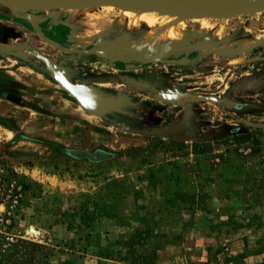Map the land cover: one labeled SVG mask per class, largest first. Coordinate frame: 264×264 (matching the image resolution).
I'll return each instance as SVG.
<instances>
[{
	"label": "rangeland",
	"instance_id": "374dc122",
	"mask_svg": "<svg viewBox=\"0 0 264 264\" xmlns=\"http://www.w3.org/2000/svg\"><path fill=\"white\" fill-rule=\"evenodd\" d=\"M22 13L39 27L65 21L70 46L97 53L50 45L0 4V264H264V10L157 26L101 5ZM40 55L118 109L85 111ZM180 55L192 61H164ZM108 61L138 64L130 73L179 102L127 84ZM223 127L253 136L216 140ZM154 128L165 133L141 132ZM97 149L114 157L72 152Z\"/></svg>",
	"mask_w": 264,
	"mask_h": 264
},
{
	"label": "water",
	"instance_id": "95a60500",
	"mask_svg": "<svg viewBox=\"0 0 264 264\" xmlns=\"http://www.w3.org/2000/svg\"><path fill=\"white\" fill-rule=\"evenodd\" d=\"M106 1L137 2L139 4H145L156 9L163 8L168 4L183 1L192 7L191 16L193 15L194 17H231L236 16L237 14L240 15L254 12L256 10H264V0H0V4L8 8L14 17L23 19L29 23L33 30H35V32L50 45L67 52L90 54L92 52L97 53V51H94L93 48L87 49L86 47H78L76 45L65 46L53 39H50L43 33L38 24L29 16L23 14L22 11L29 9L44 10L47 8L56 7H93L98 6L99 3ZM16 8H20L22 11H18ZM3 48L11 52L16 51L14 47L7 45L3 46ZM19 54L25 55L26 53L20 52ZM40 58L44 61L51 78L57 82V84H59L64 91L71 95L85 111L95 115L103 116L118 109L120 104L117 100L108 98L99 92L92 84L72 82L67 75L65 68L53 61L51 57L40 55ZM188 60L189 58L183 56L178 59H165L164 61L167 63L186 64ZM125 82L131 85L128 79H125ZM131 83H133L132 86L138 88L150 87L149 84L142 81L136 80V82ZM169 94L154 90L152 96L155 99L164 102H179L178 94ZM141 132L145 135H163L165 130L154 128L150 130H142Z\"/></svg>",
	"mask_w": 264,
	"mask_h": 264
},
{
	"label": "bare ground",
	"instance_id": "6f19581e",
	"mask_svg": "<svg viewBox=\"0 0 264 264\" xmlns=\"http://www.w3.org/2000/svg\"><path fill=\"white\" fill-rule=\"evenodd\" d=\"M233 1H242V0H233ZM99 5L104 6L105 8H110V9L116 7L122 16L121 22H124L126 18H130L131 22L135 25L146 22L148 24H151V26L152 25L154 26L158 19L168 14L180 15L182 17L181 18V22H182L185 20L186 15L189 14L191 16V12H192V7H190L188 3L183 2V1L175 2L173 4H168L164 6L163 8H159V9L153 8L145 4H139L137 2H107L106 1V2L99 3ZM88 7L89 6L74 7V8H88ZM58 8H62V7L47 8V9L52 10V9H58ZM16 9L18 11H22V9L20 8H16ZM256 11H260V10H256ZM97 49L100 52L99 48ZM130 81L136 82V80L134 79H131ZM169 95H172V94H169Z\"/></svg>",
	"mask_w": 264,
	"mask_h": 264
},
{
	"label": "flooded vegetation",
	"instance_id": "af4514ba",
	"mask_svg": "<svg viewBox=\"0 0 264 264\" xmlns=\"http://www.w3.org/2000/svg\"><path fill=\"white\" fill-rule=\"evenodd\" d=\"M50 20H49V22L40 24V29L43 31V33L47 37H49L50 39H53V40L59 42L62 45L70 46V44H71L70 41L71 40L72 41H75L74 38H70V37L68 38V40L65 39L66 38V35L68 33L69 34L71 33L70 28L66 24H64V22H62V21L59 22V23H56L55 21H50ZM4 34L5 33L3 32V29H1L0 30V38H2ZM77 54H81V55H84V56L88 55V56L96 57V56H94L92 54H82V53H77ZM183 56L184 55H180L177 58H171V59H178V58H181ZM185 57L189 58L188 62L186 64H177V65L186 66V65H188L192 61V58H193L192 56H188L187 55ZM81 63L84 64L82 61H81ZM108 63L111 64L110 67L113 70H115L116 72H120V71L123 72L124 81H125V79H128L129 82H130V84H131V86L133 85V83H131V81H130L131 79H134V80H137V81H142V82H145V83L149 84L150 87L143 88V89H147L150 92L149 95L152 96V93H153L152 90H153V87L154 86L151 83H149L148 81L141 79L139 75H134V74L130 73L131 71L136 70L138 68V64H136V63H124V64H122V63H120L118 61H114V62H109L108 61ZM170 64H175V63H170ZM86 72L81 73L82 78H87L88 77V74ZM85 82L87 84L90 83L89 80H87ZM75 83H77V82H75ZM160 92L170 93V94L171 93L177 94V93H174V92H165V91H160Z\"/></svg>",
	"mask_w": 264,
	"mask_h": 264
},
{
	"label": "trees",
	"instance_id": "16d2710c",
	"mask_svg": "<svg viewBox=\"0 0 264 264\" xmlns=\"http://www.w3.org/2000/svg\"><path fill=\"white\" fill-rule=\"evenodd\" d=\"M256 63H258L260 65H264V60L257 61ZM247 78H250V76L243 77L244 80H246ZM258 87L264 88V71H262V73H261V81H259ZM245 102L246 103L243 105V107L241 106L240 110L246 111V113L250 114L249 111H251L253 108L257 107V105L255 103H252L250 100H247ZM252 136H253V132L249 131L248 127H232L230 129H226V127H223V135L220 136L219 138L217 137L216 140L244 141V140L251 138ZM156 138H158V137H156ZM158 140H161V139L158 138ZM208 142L209 141H205V140L193 141L192 146L195 150H197L200 146H203V144H206ZM160 143L162 144V140L160 141ZM208 149H209V147L206 149L202 148V149H200L199 152L207 151ZM66 152H68V151H66ZM72 152L77 154V155L74 154L73 156L80 157V158H88L89 160H92V161H97L100 159H111L114 157V155H111L112 153H107L106 151H104L102 149H97L93 152H89L87 150H74ZM96 264H105V263L98 261Z\"/></svg>",
	"mask_w": 264,
	"mask_h": 264
},
{
	"label": "crops",
	"instance_id": "0c3cea01",
	"mask_svg": "<svg viewBox=\"0 0 264 264\" xmlns=\"http://www.w3.org/2000/svg\"><path fill=\"white\" fill-rule=\"evenodd\" d=\"M65 22V21H64ZM66 23V22H65ZM67 24V23H66Z\"/></svg>",
	"mask_w": 264,
	"mask_h": 264
}]
</instances>
